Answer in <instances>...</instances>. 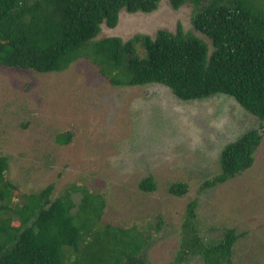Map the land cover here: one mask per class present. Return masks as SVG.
<instances>
[{
  "label": "rangeland",
  "instance_id": "374dc122",
  "mask_svg": "<svg viewBox=\"0 0 264 264\" xmlns=\"http://www.w3.org/2000/svg\"><path fill=\"white\" fill-rule=\"evenodd\" d=\"M192 16V5L175 11L162 0L152 14L122 11L118 27L103 26L98 40L155 38L159 30L175 33L179 23L194 31ZM262 128L231 96L185 102L160 84L117 87L88 59L52 74L0 66V157L9 158L14 204L50 186L52 199L77 191L76 207L79 190L103 194V223L139 235V256L149 264H228L224 255L205 252L230 229L238 236L231 264H264V145L250 169L203 188L221 173L223 149ZM64 135L68 143L60 142ZM148 177L153 192L139 187ZM180 184L187 192L172 193ZM130 239L119 250L137 255Z\"/></svg>",
  "mask_w": 264,
  "mask_h": 264
},
{
  "label": "trees",
  "instance_id": "16d2710c",
  "mask_svg": "<svg viewBox=\"0 0 264 264\" xmlns=\"http://www.w3.org/2000/svg\"><path fill=\"white\" fill-rule=\"evenodd\" d=\"M161 2L0 0V66L52 74L88 59L117 87L160 84L185 102L217 95L235 98L262 121V132H247L223 149L221 173L203 185L209 188L250 169L264 145V0H169L175 11L192 5L194 31L186 32L179 23L175 33L159 30L155 38L139 34L128 41L116 36L98 40L103 26L118 27L122 11L152 14ZM69 141V136L60 137L61 143ZM8 168L9 158L0 157V264H149L145 254L139 256V235L103 223V194L79 190L81 205L76 207L77 191L52 199L50 186L14 204V185L5 177ZM139 187L157 189L153 177ZM187 189L180 184L171 192L183 195ZM196 205L189 207L191 218ZM128 237L137 255L119 250ZM237 240L236 230H228L218 247L205 252L207 258L216 251L231 264Z\"/></svg>",
  "mask_w": 264,
  "mask_h": 264
}]
</instances>
